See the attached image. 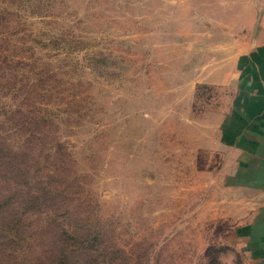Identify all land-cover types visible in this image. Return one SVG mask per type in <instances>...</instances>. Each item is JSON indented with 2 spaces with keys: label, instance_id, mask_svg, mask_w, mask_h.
I'll return each mask as SVG.
<instances>
[{
  "label": "rangeland",
  "instance_id": "374dc122",
  "mask_svg": "<svg viewBox=\"0 0 264 264\" xmlns=\"http://www.w3.org/2000/svg\"><path fill=\"white\" fill-rule=\"evenodd\" d=\"M262 16L264 0H0V130L22 147L5 117L45 122L112 260L264 264L220 171L231 96L204 83L232 72Z\"/></svg>",
  "mask_w": 264,
  "mask_h": 264
},
{
  "label": "trees",
  "instance_id": "16d2710c",
  "mask_svg": "<svg viewBox=\"0 0 264 264\" xmlns=\"http://www.w3.org/2000/svg\"><path fill=\"white\" fill-rule=\"evenodd\" d=\"M19 112L6 116L5 123L20 121L14 130L29 135L22 147L0 130V264H129L127 256L112 260L106 236L90 217L78 220L79 193L72 181L78 183L79 177L64 149L56 140L46 152L44 139L55 140L40 130L45 122ZM35 125V132H27ZM18 247L26 257L16 256Z\"/></svg>",
  "mask_w": 264,
  "mask_h": 264
},
{
  "label": "crops",
  "instance_id": "0c3cea01",
  "mask_svg": "<svg viewBox=\"0 0 264 264\" xmlns=\"http://www.w3.org/2000/svg\"><path fill=\"white\" fill-rule=\"evenodd\" d=\"M252 46L235 58L232 72L209 76L229 98L220 113L217 151L220 171L241 194L237 203L251 205V216L241 231L252 239L254 252L264 259V17ZM217 78H219L217 80ZM231 94V95H229ZM239 197V198H240Z\"/></svg>",
  "mask_w": 264,
  "mask_h": 264
}]
</instances>
